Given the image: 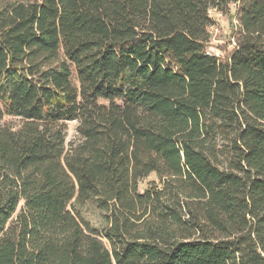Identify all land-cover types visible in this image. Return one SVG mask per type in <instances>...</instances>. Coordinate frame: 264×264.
Listing matches in <instances>:
<instances>
[{"label": "trees", "instance_id": "1", "mask_svg": "<svg viewBox=\"0 0 264 264\" xmlns=\"http://www.w3.org/2000/svg\"><path fill=\"white\" fill-rule=\"evenodd\" d=\"M0 264H264V0H0Z\"/></svg>", "mask_w": 264, "mask_h": 264}, {"label": "rangeland", "instance_id": "2", "mask_svg": "<svg viewBox=\"0 0 264 264\" xmlns=\"http://www.w3.org/2000/svg\"><path fill=\"white\" fill-rule=\"evenodd\" d=\"M235 11V7L231 6L224 14L211 13L214 25L209 29L210 40L206 46V51L220 59L227 58L235 48L234 37L238 25L234 17ZM69 127V136H71L74 132V124H70ZM152 181L157 182L154 175L142 180L139 184V190H144ZM78 220L81 225L88 224L98 229L105 226L102 214L91 204H86L79 209Z\"/></svg>", "mask_w": 264, "mask_h": 264}]
</instances>
